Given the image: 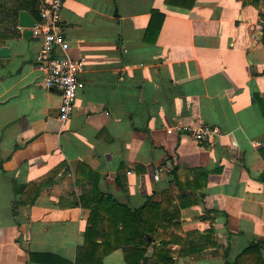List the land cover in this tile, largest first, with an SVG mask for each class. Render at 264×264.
<instances>
[{
  "label": "crops",
  "instance_id": "crops-1",
  "mask_svg": "<svg viewBox=\"0 0 264 264\" xmlns=\"http://www.w3.org/2000/svg\"><path fill=\"white\" fill-rule=\"evenodd\" d=\"M153 9L164 17L147 40ZM61 22L84 60L64 122L41 38L17 23L0 42V264L75 263L81 198L97 191L154 213L141 264H226L264 242V0H64ZM180 123L219 134L197 141ZM102 264L129 263L116 247Z\"/></svg>",
  "mask_w": 264,
  "mask_h": 264
},
{
  "label": "trees",
  "instance_id": "trees-1",
  "mask_svg": "<svg viewBox=\"0 0 264 264\" xmlns=\"http://www.w3.org/2000/svg\"><path fill=\"white\" fill-rule=\"evenodd\" d=\"M165 2L191 8L195 0H165ZM242 2L243 4L258 6L259 0H242ZM38 7V0H0V42L4 38L17 34V19L20 10H27L37 19ZM163 17V13L156 9L151 11V17L145 32L147 40L155 39H150V35L153 34L154 37L157 35ZM262 30L261 40L264 44V25ZM173 174L176 178L178 177L176 170L173 171ZM200 176H205V174L198 173V177ZM22 199L23 195L21 201ZM81 203L84 207L90 209V213L87 218L84 243L77 249L79 259L72 264H81L80 256L82 255V264H102L103 256L116 247L122 248L127 263L141 264L140 260L144 253V246L149 243L145 233L152 232V229L153 231L155 229L147 224L154 214L149 211L150 207L144 205L139 209H130L127 206L117 204L110 196H104L98 191L96 195H91L87 200L86 196L83 195ZM103 205L104 207L111 205L112 208L102 209ZM151 205L154 207V204ZM100 223H102V226H100ZM97 237L101 238V241L97 242ZM263 245L262 240L250 242L233 260H226V264H264L261 253ZM170 262L172 263V261Z\"/></svg>",
  "mask_w": 264,
  "mask_h": 264
},
{
  "label": "built area",
  "instance_id": "built-area-1",
  "mask_svg": "<svg viewBox=\"0 0 264 264\" xmlns=\"http://www.w3.org/2000/svg\"><path fill=\"white\" fill-rule=\"evenodd\" d=\"M64 0H47L38 7V18L31 27L32 34L41 38L36 54L39 68L43 72V84L60 91L58 117L66 121L74 106L77 89L82 85L80 75L84 68L83 58H72L67 54L68 42L64 37L61 9ZM176 128L197 140H208L219 134L216 126L209 124L180 123ZM172 166L158 165L155 177L163 172L170 173Z\"/></svg>",
  "mask_w": 264,
  "mask_h": 264
},
{
  "label": "water",
  "instance_id": "water-1",
  "mask_svg": "<svg viewBox=\"0 0 264 264\" xmlns=\"http://www.w3.org/2000/svg\"><path fill=\"white\" fill-rule=\"evenodd\" d=\"M18 26L23 28V34L32 35L31 27L35 24V18L27 11L20 10L17 19ZM10 54V48L5 45H0V56H7Z\"/></svg>",
  "mask_w": 264,
  "mask_h": 264
}]
</instances>
